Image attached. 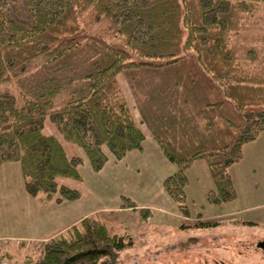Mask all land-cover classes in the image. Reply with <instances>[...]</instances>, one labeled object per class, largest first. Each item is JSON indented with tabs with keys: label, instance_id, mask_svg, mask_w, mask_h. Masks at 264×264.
<instances>
[{
	"label": "trees",
	"instance_id": "trees-1",
	"mask_svg": "<svg viewBox=\"0 0 264 264\" xmlns=\"http://www.w3.org/2000/svg\"><path fill=\"white\" fill-rule=\"evenodd\" d=\"M261 3L0 0V85L14 79L20 89L16 95L0 88V167L19 162L28 193L43 201L83 198L60 179L81 181L84 157L46 134L45 124L50 120L81 147L95 172L109 153L122 160L142 149L145 131L121 91L122 74L141 124L175 167L163 185L182 214L191 217L187 171L198 160L207 162L214 182L207 200L236 199L231 167L264 131V68L242 67L231 34ZM98 23L105 32L88 29ZM245 50L257 61L256 48ZM123 205L137 208L130 200ZM109 227L100 217H85L40 242L30 264H122L121 251L131 242Z\"/></svg>",
	"mask_w": 264,
	"mask_h": 264
},
{
	"label": "rangeland",
	"instance_id": "rangeland-1",
	"mask_svg": "<svg viewBox=\"0 0 264 264\" xmlns=\"http://www.w3.org/2000/svg\"><path fill=\"white\" fill-rule=\"evenodd\" d=\"M85 22L89 20L85 19ZM88 29L103 33L105 25L93 24ZM231 46L239 50L244 69L253 73L263 70L264 3L259 4L254 15L243 20L239 31L232 32ZM249 47L256 48L259 54L257 61L246 57L245 49ZM118 82L137 122L150 135L147 127L141 124L130 85L124 75L118 76ZM0 88L10 89L16 95L20 92L14 79L0 85ZM44 131L56 135L70 152L83 151L81 147L68 143L50 120L46 121ZM148 144H145V149L149 150L145 158L138 162L126 160L130 169L125 185L124 182L118 185L121 194L114 188L110 192L100 172L94 171L95 174L89 175L85 168V178L81 181L60 179L61 183L78 186L83 193L88 192L93 197L97 195L105 199L112 207L119 201L122 202L120 208L127 207L123 205L127 200L137 205L135 209L128 207L129 210L125 212L112 211L111 216V211L88 215L101 219L107 216L111 232L123 235L126 241L131 242L121 251V263L264 264V250L258 246V243L264 241V131L244 146L242 160L231 167L236 199L222 203L207 200L206 193L214 188V182L205 160L197 161L187 171L189 185L186 193L191 217L182 214L163 185V178L173 173L174 165L168 162L170 168L165 167L164 162L152 154ZM111 157L117 160L113 155ZM119 161L120 164L124 163V159ZM142 161L145 163L138 166L137 163ZM162 185L173 202L161 201ZM49 202L55 203L43 201L28 193L19 162H10L0 167V255H4L11 264H30L40 254V242L26 239L34 233L33 222L40 220L49 209ZM172 203L176 205L174 210ZM143 204L147 207H141ZM158 205L166 211H157L155 207ZM198 220L214 221L217 225L198 227Z\"/></svg>",
	"mask_w": 264,
	"mask_h": 264
},
{
	"label": "crops",
	"instance_id": "crops-1",
	"mask_svg": "<svg viewBox=\"0 0 264 264\" xmlns=\"http://www.w3.org/2000/svg\"><path fill=\"white\" fill-rule=\"evenodd\" d=\"M145 135H146V139L143 143V148L140 150H133L129 152L124 158V163L120 164L119 160L118 161L114 160L110 155L109 160L106 166L104 167V170L100 172V176H102L106 180L110 192H113L112 188H114L117 192H120L121 194V191L118 189V185H120L122 182H124L125 185V179L129 172L128 169H130L126 160L128 159L129 161L132 162H138L142 158H145L148 154L146 152H149V150L147 151V149H145L146 142H148L149 143L148 145L151 146L152 154L156 158H158L160 162H164L165 167L170 168L169 165H167L169 164L168 163L169 161L163 155L159 145L153 139L152 135L151 134L149 135L146 132ZM78 154H80L85 159L84 164L80 168L82 179L85 178L83 173L84 168L87 170L89 175L95 174L94 170L92 169L88 160L86 159L84 151L78 152ZM143 163L145 162L142 161L141 163H137V164L139 166L142 165ZM160 199L163 202L164 201L173 202L171 198L168 196L165 189L163 188V185H162V189L160 190ZM48 205H50V207L45 213V215H43L42 218H40V220H38L37 222H33L34 233L26 240L36 241V242L47 241L55 236L63 234L73 225L79 223L81 219L85 218L86 216L94 212L111 211L110 212V216H111L113 214L112 211L124 210L125 212L129 210L128 207L120 208L122 206V202L120 201L118 204H116L115 207H112L111 204H109L105 199L103 200L97 195H94L93 197L88 192L84 194L83 198L77 201L63 203V204H56L53 202H49ZM141 207H147V205L143 204L141 205ZM155 208L159 212L163 211L164 213L166 211L161 205H158ZM172 208L173 210L176 209V205L174 203H172ZM106 217L107 216H104L102 219H105L107 221Z\"/></svg>",
	"mask_w": 264,
	"mask_h": 264
},
{
	"label": "built area",
	"instance_id": "built-area-1",
	"mask_svg": "<svg viewBox=\"0 0 264 264\" xmlns=\"http://www.w3.org/2000/svg\"><path fill=\"white\" fill-rule=\"evenodd\" d=\"M0 264H11L8 259H0Z\"/></svg>",
	"mask_w": 264,
	"mask_h": 264
},
{
	"label": "water",
	"instance_id": "water-1",
	"mask_svg": "<svg viewBox=\"0 0 264 264\" xmlns=\"http://www.w3.org/2000/svg\"><path fill=\"white\" fill-rule=\"evenodd\" d=\"M258 246L264 250V241L258 243Z\"/></svg>",
	"mask_w": 264,
	"mask_h": 264
}]
</instances>
